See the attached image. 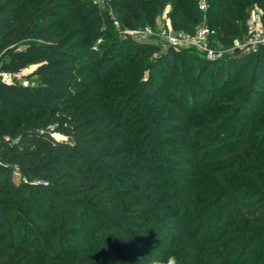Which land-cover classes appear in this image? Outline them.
<instances>
[{
  "label": "trees",
  "instance_id": "1",
  "mask_svg": "<svg viewBox=\"0 0 264 264\" xmlns=\"http://www.w3.org/2000/svg\"><path fill=\"white\" fill-rule=\"evenodd\" d=\"M186 1L0 0V72L36 66L32 85L0 79V264H264V50L150 60L114 26L170 6L174 31L206 17L227 49L255 5L264 24V0ZM169 56L170 89L154 75Z\"/></svg>",
  "mask_w": 264,
  "mask_h": 264
},
{
  "label": "rangeland",
  "instance_id": "2",
  "mask_svg": "<svg viewBox=\"0 0 264 264\" xmlns=\"http://www.w3.org/2000/svg\"><path fill=\"white\" fill-rule=\"evenodd\" d=\"M106 2V0H105ZM188 4H198V6H196L203 14L206 15V13L208 12V7H209V3L207 0H187L186 1ZM201 3L205 4V9H201ZM102 9L107 11V7H105L104 3L101 5ZM111 7L108 9L111 10ZM195 6L192 5V7H190V9H187L186 13L191 14V12L194 10ZM107 8V9H106ZM193 9V10H192ZM253 11V13L255 14H259L263 11L261 6L259 5H255L251 12ZM261 11V12H260ZM170 14H171V7L167 6L166 9L156 18L155 20V24L154 26H147L144 28H138V29H124V30H130V31H142L145 28L151 27L153 28V35L152 37H147V38H142L141 40L143 42H149L155 45V47L158 48V51L155 52L151 57L150 60H155L157 59V57L161 56L162 54L166 53L167 51L174 49V48H178L180 51H186V52H190V54L195 56L196 59V63H198V61L204 60V59H208L209 56V52L208 51H214L217 53H224L226 51H230V49H232L234 46H237L238 44H243L244 42L247 41V38L249 36L248 35L241 39L238 40L237 42L234 43L233 47L231 48H222L220 47L218 40L216 39V36H209V37H205V38H198L197 37V32L200 28H208L210 30H212L210 28V26L207 23V18L203 17L202 22L200 23V25L197 27V31L195 33V35H189L186 34L183 30L180 31H174L173 26H172V21L170 18ZM79 21L74 22V24H77ZM262 24H263V17H262ZM249 27V26H248ZM263 29H264V24H263ZM117 32L120 33L121 31H123V29L121 30V28H116ZM250 31V30H249ZM131 39V38H130ZM170 43L172 44H177V46L172 45V47L166 48L168 46H170ZM123 56V60L125 62H127L128 60H130L132 53L122 50L121 54ZM227 56V55H226ZM223 59V58H221ZM209 60V59H208ZM212 61V60H211ZM165 63L167 64V66L165 65ZM173 65V59L172 57H166L164 62L162 61L161 64H158V66L156 67L155 71H154V75L157 79V81L160 80H165L164 82V86L167 84H171V85H167V87L172 88L173 86V82L172 83H168V77H169V73H170V69ZM97 66V65H96ZM36 66L34 65H30L28 66L25 70H23L20 74L17 75H12V79L13 81H17L20 84L23 85H32L36 82V78L35 77H31V74L33 73V71L35 70ZM255 66L253 65L252 67H250V69L247 71L245 79L244 80H249L253 71H254ZM261 69H264V63L261 66ZM5 75H9L8 73H2L0 72V79L4 80V76ZM11 76V74H10ZM147 76V73L146 75ZM90 78L92 76H89ZM207 76H205L204 80L201 82V85L205 84L207 81ZM91 79H93V81H95L96 79L94 77H92ZM264 80V79H263ZM95 90V87H93ZM164 108H167L166 105H161L160 107L157 108V110L160 112L161 115H164L163 112H161ZM172 111V108H168L166 109L165 112L169 113ZM197 121H200L202 124H206V123H210L208 121H205L203 118H199L197 119ZM55 137L57 139H62V137L60 135H55ZM14 179L16 181H18V179L20 178L19 175L17 173H14L13 175ZM208 180L214 181V177L212 176H208L207 177ZM205 186L209 187L208 184H205ZM1 252V249H0ZM26 253V250L24 251V249H20L17 250V254L16 257L19 254H23ZM47 258H38L36 259V264H53V262H49L47 260H45ZM220 264H225V263H220Z\"/></svg>",
  "mask_w": 264,
  "mask_h": 264
},
{
  "label": "built area",
  "instance_id": "3",
  "mask_svg": "<svg viewBox=\"0 0 264 264\" xmlns=\"http://www.w3.org/2000/svg\"><path fill=\"white\" fill-rule=\"evenodd\" d=\"M94 2L101 6L103 3H105V0H94ZM201 9H205V4L201 3ZM255 13H253L252 11L250 14V18L248 20V26L250 31L246 42L234 46L232 49H230L229 52L226 51L223 54L214 51H208L209 52L208 59L215 61L225 57H242L250 54H257L260 53L262 50H264V29L262 24L263 11L260 13V15ZM114 26L117 29L121 28L117 20L114 21ZM152 35H153V28L148 27L143 29L142 31H130L123 29V31L120 32L119 37L121 39L131 38L136 42H143L141 40L142 38L152 37ZM209 36H215V31L210 30L208 28L206 29L200 28L197 32V37L199 39L200 38L203 39ZM172 45L177 46V44L170 43V46L166 48L172 47ZM174 49L179 50L178 48H174ZM4 77H5L3 80L4 82H6L7 84L12 83L13 81L12 75L10 76L9 74V75H5Z\"/></svg>",
  "mask_w": 264,
  "mask_h": 264
},
{
  "label": "clouds",
  "instance_id": "4",
  "mask_svg": "<svg viewBox=\"0 0 264 264\" xmlns=\"http://www.w3.org/2000/svg\"><path fill=\"white\" fill-rule=\"evenodd\" d=\"M153 264H179V261L175 255H169L166 261L155 260Z\"/></svg>",
  "mask_w": 264,
  "mask_h": 264
}]
</instances>
